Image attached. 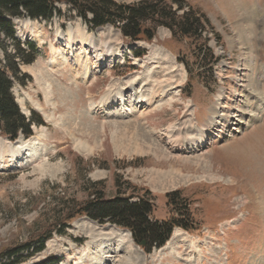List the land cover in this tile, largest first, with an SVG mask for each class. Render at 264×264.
<instances>
[{
    "label": "rangeland",
    "instance_id": "374dc122",
    "mask_svg": "<svg viewBox=\"0 0 264 264\" xmlns=\"http://www.w3.org/2000/svg\"><path fill=\"white\" fill-rule=\"evenodd\" d=\"M186 5L210 24V33L194 45L161 27L149 43L130 42L111 26L90 30L65 2L49 21L8 18L15 41L0 31L4 52L14 55L18 42L22 50L33 45L36 53L31 64L19 63L26 79L24 85L14 82L12 96L26 119L34 112L42 125H32L28 138L0 137V253L50 235L44 250L22 264H96V254H88L91 231L127 232L78 215L101 195L103 202L150 200L154 221L193 220L192 231L174 228L171 235L178 230L179 236L169 238L168 249L150 254L130 237L140 251L139 264H264V0H186ZM204 43L218 60L211 71L194 65L193 50ZM178 57L190 66L191 83ZM171 76L177 84L165 98L152 99L151 107L138 105L122 115L121 106L99 104L109 91L127 92L126 104H132ZM213 109L218 119L204 133L207 145L189 154L172 151L168 133L179 141L198 138ZM241 118L246 124L231 134L230 124ZM116 135L129 142L139 135V146L117 149ZM31 139L32 152L14 158L9 145ZM78 143L92 152H80ZM187 158L204 162L194 166L183 161ZM171 170L174 178L159 185L157 173ZM182 241L200 252L189 254Z\"/></svg>",
    "mask_w": 264,
    "mask_h": 264
},
{
    "label": "trees",
    "instance_id": "16d2710c",
    "mask_svg": "<svg viewBox=\"0 0 264 264\" xmlns=\"http://www.w3.org/2000/svg\"><path fill=\"white\" fill-rule=\"evenodd\" d=\"M64 2L90 30L111 26L118 29L122 37L130 42L149 43L154 38L156 30L161 27L167 29L173 38L188 40L194 45L203 34L211 31L207 18L194 14L191 7L186 5V0H142L136 4L116 3L113 0H0V31L14 42V32L8 18L27 17L31 20L49 21L56 12V5ZM180 12L182 13L178 16ZM15 44L17 51L11 56L4 52L0 43V49L4 54L3 60L0 59V137L3 136L10 141L17 140L19 136L28 138L31 136L32 125H42L39 115L32 112L31 117L26 119L14 102L12 96L14 82L24 85L26 79L19 71V63L28 65L36 58L33 45L26 44V49L22 50L18 42ZM196 49L197 52L193 50L194 65L199 67L207 65L211 71L218 62L212 50L206 43ZM134 55L142 57L143 54ZM177 60L184 62L179 57ZM184 63L188 83H191L193 77L190 75V66ZM102 197L94 196L92 201L79 209L78 215L98 224L109 223L125 229L131 234L133 242L147 254L153 249L163 248L174 228H180L185 232L193 229L191 218L181 221V224L152 220L153 203L150 200L138 199L130 203V198L117 197L112 201L103 202ZM172 197L178 199L177 194ZM71 219L73 218H68ZM186 222L188 224H185ZM49 239L50 235L44 236L33 246L26 244L1 252L0 264H22L28 257L41 253Z\"/></svg>",
    "mask_w": 264,
    "mask_h": 264
},
{
    "label": "bare ground",
    "instance_id": "6f19581e",
    "mask_svg": "<svg viewBox=\"0 0 264 264\" xmlns=\"http://www.w3.org/2000/svg\"><path fill=\"white\" fill-rule=\"evenodd\" d=\"M158 51H159L158 49H153V53L154 54H156ZM162 51H164V50H162ZM110 54H111V52H110ZM80 68H82V67H80ZM171 69H173V68L172 67L168 68L167 72L169 70H171ZM86 75H87V72H86ZM86 78H87L86 76H83L82 80H85ZM159 79L160 78H158L154 83L157 84V82L160 81ZM173 79H175V78H173L172 76L171 77H167L163 83H158L157 85H152V89L150 88L151 89V94H149V96H138L137 95L136 99L132 102V104L131 103L128 104V105L126 104L127 103V94H126L127 92L126 93L125 92H118V93H113L112 94V93H110V91L107 94H105V96H103V98L101 99L99 104H100L101 108H104V109L106 107L107 108H113L114 106H121V110L123 108V112H121V113H123L122 115H129V114H131L133 112L134 107L137 108L138 105L140 106V108L142 107L141 105H146L147 107H151L152 106L151 105L152 104V99H154V98L160 99V98H163V97L165 98L166 96H168L169 92L171 90H173L172 87L171 88H169V87L173 86V85H176L177 81H178L177 79H176V81H174ZM170 82H171V84H169ZM129 87L132 88V85H130ZM161 101H162V99L159 102H161ZM166 103H167V101H166ZM168 105H170V106L172 105V99H171V102ZM216 111L217 110H214V109L212 110L213 118L210 119L208 125L205 127V129L203 131H201L202 133L199 134L198 138H196V137L195 138L194 137L190 138L188 135H186V136H184L182 141H179L180 140V138H179L180 136H177V138H174V134L172 132L168 133L169 142L172 145L171 150L176 152V153L189 154V153L197 152L201 148H204L207 145V142L204 140L205 139L204 133L206 131L211 132V130H213L215 128L216 124H217V122H216L217 120L216 119H218V118H216V116L218 114H217ZM190 117H192V114L190 115ZM226 118H228V117H226ZM243 118L238 119V120L235 121V123L230 124L232 126V128L230 129L231 134L233 132L234 133L239 132L241 130V128L246 124V122L243 120ZM143 119H144V117H143ZM193 120L194 119L192 117V119L189 121L190 125H192L191 123H192ZM194 125H195V122H194ZM230 125H229V127H230ZM187 128L191 129L190 126L187 127ZM139 137H140L139 135H137V136L133 135V137H132L133 141L132 142L125 141L126 138L125 139H122V137L118 138L117 135L115 137H113L115 139L117 138L116 139L117 141H114L115 139H113V138L112 139H113V143H114L115 147L118 149V148H121V147L127 148L125 143H129V144H131V145H133L135 147L139 146V145H137L138 141L140 140ZM32 142H33V139H31L29 142L27 141V143H25V144L24 143L22 144L21 142H17L15 144L9 145L11 148H13L11 150H14V152H12L13 153L12 156L14 158L18 159L23 153H26L27 151L28 152H30V151L32 152V150L34 149V146H33ZM83 147L85 149L80 147V143H78L77 146H76V148L80 152H88V153L92 152V149H90L89 147H88L89 148L88 149L87 145H86V147L85 146H83ZM128 149H131V148L129 147ZM123 150H124V148H123ZM125 151L128 152L129 150H125ZM190 159L191 158L183 159V161L185 160L184 162H189V163H191L194 166H197L198 164H201L202 162H204V160H201L200 158L192 159L193 161L190 160ZM187 160H189V161H187ZM173 172L174 171L171 170V171H168L166 173H163V171H162V173H157L158 175L156 176V180L158 181L159 185L160 184L162 185L163 183L168 182L171 179H173L174 178L173 174H172ZM174 173L176 174L177 172H174ZM187 179H188V177H185L184 181H187ZM154 188H155V186H154ZM173 233H174V234H172L173 236L171 235L172 239L170 237V240H172V241H173V239L175 237L179 236V231L178 230L173 232ZM90 237L92 238L93 242L89 243L88 254H89V256L92 253L96 254V256H95L96 259L92 258V263H96V264H139L140 257H139V260H138V258H135V253H137L138 255H141L140 251L139 250L135 251L133 249V245L131 244L130 235H129L128 232L120 231V230H117V229L111 227V228H109V230L100 231L96 236L94 235V231H91ZM187 238L190 241L188 235H187ZM182 243L187 245V250H188L189 254L200 252L199 251L200 249L196 248L195 245L187 244L184 241H182ZM171 244H172V242L169 243L168 246H170ZM166 245L163 247L164 249H168L167 248L168 246L166 247ZM102 248L107 250V252L103 253V255L101 253L102 252L101 251ZM84 262L85 261H82V264H84Z\"/></svg>",
    "mask_w": 264,
    "mask_h": 264
}]
</instances>
